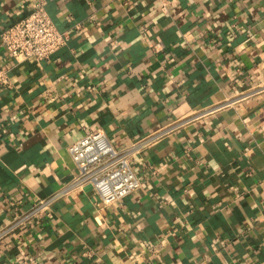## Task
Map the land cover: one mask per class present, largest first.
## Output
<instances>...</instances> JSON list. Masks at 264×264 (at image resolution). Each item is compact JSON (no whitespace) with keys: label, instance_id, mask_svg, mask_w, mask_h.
Wrapping results in <instances>:
<instances>
[{"label":"crops","instance_id":"1","mask_svg":"<svg viewBox=\"0 0 264 264\" xmlns=\"http://www.w3.org/2000/svg\"><path fill=\"white\" fill-rule=\"evenodd\" d=\"M35 0H0V264H264V0H46L65 46L13 59L1 32ZM143 144V185L105 204L71 187V143ZM11 202H14L13 205Z\"/></svg>","mask_w":264,"mask_h":264},{"label":"built area","instance_id":"2","mask_svg":"<svg viewBox=\"0 0 264 264\" xmlns=\"http://www.w3.org/2000/svg\"><path fill=\"white\" fill-rule=\"evenodd\" d=\"M159 8L168 11L170 0H158ZM70 38L67 31L60 30L46 8V0H35L31 12L19 22L1 32L3 45L9 55L18 62L27 59L44 60L65 46ZM9 69L0 61V90L9 86ZM201 117L200 113L177 119L159 131L136 141L129 147L117 148L103 129H95L70 144L69 151L78 173L70 186L82 188L91 184L105 204L124 199L138 190L143 181L134 168L133 158L143 144L152 143L192 120ZM39 199L26 212L16 215L8 225L0 228V238L17 230L34 218L43 216L56 195ZM15 205L14 202H11Z\"/></svg>","mask_w":264,"mask_h":264}]
</instances>
